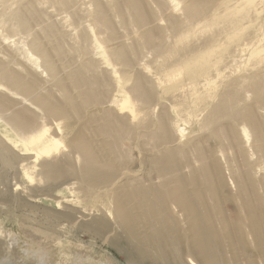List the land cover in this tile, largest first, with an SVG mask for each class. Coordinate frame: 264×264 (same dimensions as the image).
I'll use <instances>...</instances> for the list:
<instances>
[{"label":"bare ground","instance_id":"obj_1","mask_svg":"<svg viewBox=\"0 0 264 264\" xmlns=\"http://www.w3.org/2000/svg\"><path fill=\"white\" fill-rule=\"evenodd\" d=\"M8 169L104 264H264V0H0Z\"/></svg>","mask_w":264,"mask_h":264},{"label":"rangeland","instance_id":"obj_2","mask_svg":"<svg viewBox=\"0 0 264 264\" xmlns=\"http://www.w3.org/2000/svg\"><path fill=\"white\" fill-rule=\"evenodd\" d=\"M0 175L3 177L2 183H0L1 192L3 191L6 193V188L3 186L6 182L9 185L14 183L22 186L28 185L21 179L19 173L15 169H8L4 172L1 171ZM8 195L10 196V194H7L0 197L1 210L7 209L8 202L5 203L4 201L9 198V200H11V196L9 197ZM3 199L4 201H2ZM37 206V211L21 208L17 210V214L29 215L33 217L32 219L42 220L47 223V216L44 212L48 210V204L39 201ZM0 228L3 231V234L0 235V264H104L108 261L102 255L93 253L92 250H83L73 246L59 247L45 242L38 238L30 229L18 225L7 224L1 218ZM83 240L86 241L85 239ZM96 248H99L98 243L94 245V250ZM106 251L110 253L109 250ZM111 254L113 253L111 252ZM117 261L121 264H125L120 258Z\"/></svg>","mask_w":264,"mask_h":264}]
</instances>
